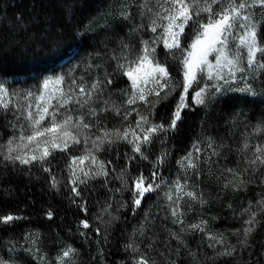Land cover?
Masks as SVG:
<instances>
[{"label":"trees","instance_id":"1","mask_svg":"<svg viewBox=\"0 0 264 264\" xmlns=\"http://www.w3.org/2000/svg\"><path fill=\"white\" fill-rule=\"evenodd\" d=\"M124 2L128 3L127 0H0V77H25V85L32 82L38 85L50 70L68 58H71L69 65L81 68L103 62L104 68L113 73L110 52L119 53L121 40L136 47L139 41V36L131 32L134 16L125 20L123 13L120 14ZM146 31L139 35L147 38ZM97 52L100 57L95 55ZM158 52L163 60L164 50L158 49ZM169 65V72L178 81L175 64L169 60ZM100 70L103 74V69ZM122 81L115 76V83ZM188 105L176 129L159 134L165 137L163 142L153 138L146 151L142 147L147 160L125 145L113 146L103 158L106 164L111 161L107 164L108 176L89 178L87 183L78 184L80 197L70 190L67 164L72 147L67 153L55 152L48 158L50 165L44 166L39 162L13 165L0 158V214L24 217L10 225L0 224V243L13 245L27 234H37L48 258L59 248L71 246L77 251L74 260L78 264H134V258L140 253L147 256L149 264H264V213L256 217L255 229L246 245L239 242L243 239L242 231L239 236L234 234L245 226L243 221L248 214L244 212V203L249 197L255 199L257 187L248 192L247 199L234 195L231 188L221 190L219 182L211 181L214 173L220 179L219 166L207 178L214 187L205 211L208 226L221 234L226 243L235 246L233 255L212 252L213 248L202 235L193 230H177L161 214L158 198L164 183L160 179L166 182L175 179L179 161L192 146L203 139L218 143L237 137L244 127L242 117L255 121L264 110V101L237 97L206 108L192 102ZM174 107V98L164 100L151 117L156 123L166 125ZM235 109H241V114L234 119ZM6 125L7 121L0 116V143L11 134ZM162 153L167 156L163 163H157ZM133 155L135 160H130ZM44 167H51L52 173L44 171ZM125 168L131 190H126L117 178ZM154 170L157 171L155 183L160 187L145 193L140 206L135 207L133 178L143 173L152 180ZM52 174L59 181L56 188L52 187ZM147 183L146 180L145 187ZM49 210L53 213L52 219L46 215ZM251 210H255V204ZM85 219L92 227L84 229L80 225ZM96 228L100 229L99 233ZM130 243L138 245L140 252L126 249Z\"/></svg>","mask_w":264,"mask_h":264},{"label":"snow or ice","instance_id":"2","mask_svg":"<svg viewBox=\"0 0 264 264\" xmlns=\"http://www.w3.org/2000/svg\"><path fill=\"white\" fill-rule=\"evenodd\" d=\"M256 6L264 8V0H142L138 15L141 18L146 17L147 23L134 24L131 28V32L139 36L140 46L137 48L121 40L119 53L109 54V59L115 62L113 73L104 68L103 62L94 66L89 64V69L93 67L103 69V76L93 80L90 85L85 84L82 76L79 78L80 83H77V79L69 72L67 75L48 76L43 79L39 91L28 90L23 94L16 90L10 91L6 82L0 81V116L7 121L6 126L12 130L9 138L0 143V158L13 165L17 162L20 165H32L37 162L42 166L50 165L51 161L48 159L50 156L56 151L67 153L70 147L82 143L81 136H83V143L88 145L91 141V146L85 147L81 155H71L67 164L72 185L70 190L76 197L82 195L78 184L87 183V178L108 176L107 164L111 161L106 164L96 155V152L105 150V144L111 146L123 141L132 146L133 153L147 160L145 151L151 145L153 138H159L160 142H163L165 137L159 134L176 129L177 122L181 120V112L189 107L187 98L190 89L194 91L193 101L196 105H203L206 96L214 99L233 91L256 94L253 84L248 82L249 79L255 82L264 74V44L258 37L260 22L254 19V12L251 11ZM130 15V12H126L122 18L127 20ZM186 29H189L187 34ZM144 30L152 34L148 39L139 35ZM161 46L164 49L163 60L156 52ZM95 55L100 57L101 54L97 52ZM209 57L212 59L210 60ZM169 60L175 64L176 71L181 77L175 86H170L174 78L169 72ZM116 75L129 81L128 88L121 90L122 95L126 97L122 103L134 105L143 102L150 105V114L156 104L168 99L176 88H179L180 96L168 124L150 122L148 116L143 115L138 108H125L122 120L127 121L135 112L139 118L135 122V127L129 124L123 131L119 127L108 128L98 119L102 113L110 111L121 116L120 106L115 101H111L110 97L103 100V107H89L87 115L92 119L86 121L85 113L80 109L89 105L93 97L99 100L108 86L113 83ZM236 81L242 82V86L230 87ZM166 88L168 91L161 96L160 93ZM148 96L156 99L149 101ZM53 100L55 104L52 103ZM70 105L73 107H69ZM74 112L79 114L74 115ZM9 116H11L10 120ZM93 127L97 132L90 134ZM254 131L258 134L264 132V122L258 123ZM142 147L145 151H142ZM250 147L253 151L251 156L246 158L245 163L248 167L243 170L244 172L253 166L257 168L264 166V141L255 145L245 142L244 149ZM196 151H199L198 147ZM166 156L167 153H162L157 157V163H163ZM191 157L190 151L183 157V161H188V166L194 167ZM135 158L136 156L133 155L129 159L135 160ZM43 170L52 173L51 167H44ZM254 170L256 169L253 168ZM126 171V168L123 169L117 178L122 181L126 190H131L128 189L125 178ZM227 171L234 173L241 183L244 182L241 172L235 169H227ZM81 174L85 179L81 178ZM151 176L152 180L143 173L133 178L132 202L135 207L140 206L145 193L153 192L160 187L159 183H155L157 171H152ZM146 180L148 183L145 187ZM51 181L52 187L56 188L59 181L54 174L51 175ZM160 183H164L162 178ZM175 188L179 197L180 193H183V185L179 180L175 182ZM185 194L196 198L192 192ZM165 195L169 200L172 199L169 193ZM258 206L264 211V198L258 201ZM80 207L87 212L83 204ZM251 208L250 204L244 209V212L248 213V218L243 221L245 226L234 233L239 236L242 231L243 239L239 242L244 245L247 244L257 222V212L252 211ZM177 214V209L174 208L172 215ZM46 215L49 219L53 217L50 210ZM20 219L24 217L12 213L0 214V224L10 225ZM178 222L182 223V221ZM80 225L84 229L92 227L87 219L81 220ZM190 227L196 229L200 225ZM95 231L99 233L100 229L96 228ZM209 239L225 245L224 251L218 255L230 256L236 250L234 245L226 244L223 236H211ZM209 246L215 247L214 244ZM125 247L134 253L140 252L138 245L134 246L130 243ZM25 251L31 255L33 250ZM76 255V249L67 246L62 250V255L57 256V264H75ZM40 259L44 260V257L41 256ZM0 264H20V262L0 257ZM45 264L52 262L45 261ZM134 264H149V260L145 254L140 253L134 258Z\"/></svg>","mask_w":264,"mask_h":264},{"label":"rangeland","instance_id":"3","mask_svg":"<svg viewBox=\"0 0 264 264\" xmlns=\"http://www.w3.org/2000/svg\"><path fill=\"white\" fill-rule=\"evenodd\" d=\"M127 1L128 3L127 2L123 3V7H121L120 9V14L130 12L131 13L130 17L134 16L133 19L134 24H139L142 21L146 24L147 18L146 17L141 18L138 15L139 5L142 3V0H127ZM133 10L135 11V13H133ZM251 11L254 12V19L260 22V30L258 32V37L261 40V43L264 44V29H263L264 8L260 6H256L254 9H251ZM188 31L189 29L185 30L186 34L188 33ZM146 32H147V38L144 39H148L149 36L152 35L149 31ZM182 43H183V38H182ZM139 46L140 45L138 42L137 48ZM158 49H163V47L161 46L156 49L157 55L159 56ZM70 59L68 58L63 60L60 64H58V66L50 70L49 73L46 76H44V78L48 76H54L57 74L67 75L69 72H71L72 77H75L77 79V83H80L79 78L82 76L85 84L90 85L93 80L103 76L99 68L93 67L92 69H89L88 66L81 68L79 65L76 64L69 65L68 61H70ZM209 59L211 60L212 57H209ZM171 63L174 65L172 61ZM112 66L115 69L114 61ZM24 78L25 77H9V78L0 77V81H5L6 86L10 89V91L16 90L19 91L21 94H23V92H26L28 90L39 91L40 85L44 79L42 78L41 82L38 85H35L36 84L35 82L34 83L32 82L31 85L30 84L25 85L23 81ZM180 78L181 77L179 76L178 80ZM69 79H71V77ZM117 79L123 81L120 84H117L113 80V83L110 86H108L107 91H105L102 94L99 100L93 97V101L89 105H85L83 109H80L81 112L85 113V120L88 121L89 119H92L87 115V109L89 107H97V108L103 107V100L109 99L110 97L111 101H115L116 104L120 106L121 116H117L115 113L110 111L102 113L98 117V119H100L102 123L106 125L108 128L119 127L121 128V131H123L124 128L128 127L129 124H132V126L135 127V122L139 119L135 112H133L132 115L129 116L127 121L122 120L121 117L123 115L125 108H129V109L138 108L143 115L148 116L150 122L156 123L154 121V118L151 117L153 112L150 114L149 111L150 105H146L143 102H138L137 104L134 105H124L122 103V101L125 100L126 97L122 95L121 90L128 88L129 81L127 82L124 77H121L119 75H117ZM261 81H264V74L260 75L259 79L255 82H253L251 79H249L248 81L249 83L253 84V87L256 92L255 95L233 91L226 93L224 96H217L214 99H209L206 96L205 103L203 105H196L194 103L193 101L194 91L193 89H190L188 93L187 103L190 104V102H192L196 106L206 108V107H211L216 102H220L221 100H226L233 97H237L239 99L247 98L250 100L264 101V83H261ZM176 82L177 81L173 79L172 84L170 86H175ZM238 86H242V82L236 81L230 85V87L232 88H236ZM167 91L168 89L166 88L164 91L160 93V95L164 96L165 92ZM179 96H180V89L176 88V91L173 92L166 100L174 98L176 104ZM155 99L156 98L153 96H148L149 101H153ZM162 101L164 100H161L160 102ZM52 103L55 104V100H53ZM158 104H156V106ZM69 107H73V106L70 105ZM75 107H79V106H75ZM235 110H237L236 112L237 114L234 115V119L236 117H239L238 115L241 114V109H235ZM78 114L79 113L74 112V115H78ZM241 122L244 125V127L240 130L239 136L237 137L234 136L227 138L226 140L223 139L220 140L218 143H214V139L211 140L203 139L202 141L195 143L194 145H196V147L199 148V151H196V147H193L194 145L190 149V151L192 152V157L190 159L194 167L188 166V161H183L182 158L179 161V165H178V175L175 177V179H173L170 182L164 181V185L161 188L158 198L161 205L160 208L161 214L169 225L172 224L175 228H177V230H181V231L183 230L196 231L199 235L203 236L206 242L215 245V247H212L213 248L212 252H215L216 254L223 252L225 245H221L220 243H216V241L209 239V237L211 236L220 237L222 235L216 232L213 228L208 226L205 205L208 204L207 199L212 193L211 187H214V185L212 186H210L211 184L209 185V180H207V178L211 176L210 174L213 173L214 169L217 171L216 169L217 166H219L218 174L220 176V179H217V176L214 173V177H211L212 183L214 181L219 182L218 184H221L219 186L221 190H227V189L229 190L231 188L232 191L235 193L234 195L239 194L240 198L245 197V199H247V196H249L248 192L251 191L252 188L257 187V192L255 193V199L254 197L252 198L249 197V199H247L244 205L245 208H248L249 205L251 204L253 208L255 204L254 211L257 212L256 217L257 216L260 217L264 213V211H261L260 207L258 206V201L264 198V166H259L258 168L257 166H253V168H255L256 170L253 171V168H249L247 172L243 171L245 168L248 167L247 164L245 163L246 158L250 157L253 151L251 147L249 149H244L245 142H247L249 145H255L264 141V132L258 134L254 131L258 123L264 122V110L261 112L258 120L249 121L246 117L244 118L242 117ZM145 127H147V125H145ZM84 131L88 132L89 130H84ZM96 132L97 129L95 127H93L90 130V134ZM137 133L139 134V129H137ZM10 135L11 134H9V136ZM234 138H236L237 140H234ZM81 140L82 143L80 145L72 146L73 149L72 155H81L83 154L85 147L91 146V141H89L88 145H85L83 143V136H81ZM115 145H120V146L125 145L126 147L132 149V146L130 144L124 143L123 141L118 142L117 144L111 146L105 144L104 151L96 152V155L98 156L99 160L104 161L103 158L106 157L108 152ZM85 163L87 164L88 162L86 161ZM227 169H235L237 172H241L243 174L244 182L241 183L240 179L234 173L228 172ZM93 171H95V168H93ZM81 178L85 179L82 174H81ZM177 180H179L180 184L183 185V193H180L179 197L177 195V191L175 188V182ZM188 192L194 193L196 198L194 199L185 194ZM165 193H169L172 196V199L169 200L165 195ZM174 208L177 209L178 212L176 216L172 215V210ZM178 221H182V223ZM191 225H200V227L196 229H192L190 227ZM226 244L231 246V243H226ZM66 247L67 246L59 248L56 253L52 254L51 258H48L44 252L45 248L40 244V237L37 234H32V235L27 234L20 242L15 243L13 245L7 243L4 244L0 243V257H3L5 259L11 258L13 260H18L20 264H34L33 262H36L37 264H45V261H51L52 264H57V260H56L57 256L62 255V250ZM12 249H14V251ZM26 249H32L33 250L32 254L29 255V253L25 251ZM37 249L39 251H36ZM41 256L44 257V260L40 259ZM75 264L78 263H76L75 261Z\"/></svg>","mask_w":264,"mask_h":264}]
</instances>
